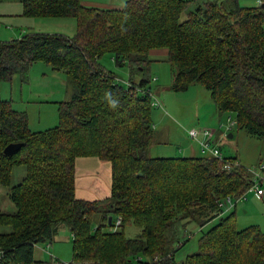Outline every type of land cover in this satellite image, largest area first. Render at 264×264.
I'll return each mask as SVG.
<instances>
[{"label":"trees","instance_id":"16d2710c","mask_svg":"<svg viewBox=\"0 0 264 264\" xmlns=\"http://www.w3.org/2000/svg\"><path fill=\"white\" fill-rule=\"evenodd\" d=\"M22 3L26 16L74 17L76 31L0 40V83L15 74L24 80L34 63L43 62L64 71L73 91L58 103V124L39 132L29 128L25 112L0 98V185L10 186L13 167L26 170L10 187L16 211L0 213V226L11 227L0 232V264H49L35 259V245L51 241L59 224L72 233L73 264H264V231L237 229L234 210L214 214L219 199L250 187V171L223 154L222 160L147 157L154 135L150 96L120 86L97 62L111 53L117 65H127L133 87L148 89L150 50L165 48L172 90L203 86L219 112L235 114L238 129L264 139V0L260 6L126 0L120 8L81 0ZM14 142L20 149L5 155ZM86 156L110 162L109 197L76 198L75 161ZM215 218L197 251L176 260L190 237L186 226L193 222L202 231ZM131 224L141 229L133 238L124 233Z\"/></svg>","mask_w":264,"mask_h":264},{"label":"rangeland","instance_id":"374dc122","mask_svg":"<svg viewBox=\"0 0 264 264\" xmlns=\"http://www.w3.org/2000/svg\"><path fill=\"white\" fill-rule=\"evenodd\" d=\"M86 3L95 2L88 6L115 8L123 6L126 0H81ZM194 2L195 0H188ZM199 1V0H198ZM232 1V0H227ZM241 6H260L263 0H238ZM229 3H227L228 5ZM192 5H194L192 3ZM37 19L35 27L47 33H62L68 36L74 35L76 31V19L74 17H34ZM181 20L186 18L185 12L181 15ZM5 21L0 22V40L19 38V36H8V32L15 30L14 27L6 26ZM264 26V24H263ZM20 28H18L19 30ZM21 33V32H20ZM21 35V34H13ZM162 50V49H160ZM148 59L149 72L151 75L150 88L155 98L161 106L153 107L151 117L153 121L154 135L151 143L145 152L150 158H182L191 156L190 146L195 148L197 156H204L199 151V143L189 135L191 129L213 130L210 141H216L221 153L224 156L235 157L237 162L245 166L248 170H253L258 164L264 165V139H259L238 129L236 126L235 114L231 112L217 111L209 91L199 84L191 85L184 91L162 90L163 85H171L172 67L169 64L167 55L163 53L151 54ZM97 62L106 71L113 74L120 86L126 87L129 79V71L126 64L117 65L113 56L105 52L99 56ZM19 78L18 74L13 75ZM12 77V79H13ZM152 78H155L153 81ZM11 80V79H10ZM10 80L0 83V98L7 100L11 104L10 98L15 104L12 106L23 111L27 115L29 128L34 132L44 131L52 128L59 122L58 103L70 97L72 85L68 81L64 71L53 70L51 66L36 62L29 68L27 76L21 83L20 98L18 94L10 90ZM16 80V79H15ZM160 85V86H159ZM20 86V83H19ZM158 87V88H157ZM158 89V93H154ZM14 90V87H13ZM156 92V91H155ZM216 111V113H215ZM162 114V118L158 116ZM229 118V121H228ZM234 122L232 127L229 123ZM162 123V124H160ZM159 125V128H156ZM232 134V137H228ZM199 138H202L200 134ZM25 167L15 166L12 169L10 186L0 185V213L13 214L16 211L15 204L10 199V187L17 185L25 176ZM258 201V202H257ZM247 206V207H245ZM246 208V210L244 209ZM235 212V224L239 229L252 225L253 223L264 224V203L253 191L248 190L241 200L236 201V206L232 209ZM220 214L219 210L214 212ZM223 214L222 217L226 216ZM215 222V221H214ZM211 224L203 227L190 222L186 226L190 232L188 239H184V245L175 254L176 260L183 259L198 249V239ZM94 227H92L93 229ZM116 228V227H115ZM10 226H0V232L8 233ZM108 231V230H107ZM141 229L133 224L124 229L126 237H136ZM186 233V232H184ZM71 231L64 224H59L53 236V240L35 245V258L49 261L50 255L58 257L64 262H71L72 237ZM188 240V241H187ZM183 243H178L182 245ZM177 244H175L176 248ZM57 253L65 254L66 258H61Z\"/></svg>","mask_w":264,"mask_h":264},{"label":"crops","instance_id":"0c3cea01","mask_svg":"<svg viewBox=\"0 0 264 264\" xmlns=\"http://www.w3.org/2000/svg\"><path fill=\"white\" fill-rule=\"evenodd\" d=\"M84 5L89 4H97L95 2L86 3L81 1ZM122 6H118L115 8H120ZM6 22V26L14 27L11 32H8V36H23L26 33L30 32H50V31H41L39 27H35V24L37 22V19L31 16L24 15V9H23V3L22 0H0V22L1 21ZM18 28H20L18 30ZM21 32V33H20ZM13 34H21V35H13ZM160 49H152L150 50V54H156V53H163L168 56V50L165 48ZM32 67V66H31ZM30 67V68H31ZM171 76V84L173 81V71ZM19 75V74H18ZM16 79V80H15ZM12 83H10V90L13 93L16 92L18 94V98H20L19 94L21 92V83L24 81L22 76L19 75V78H14L10 80ZM20 83V86H19ZM160 86V85H159ZM162 90L171 88V85H161ZM14 87V90H13ZM158 88V87H157ZM156 88V89H157ZM73 91V89H72ZM156 91V92H155ZM154 93H158V89L155 90ZM72 93H70L71 96ZM70 98V97H69ZM68 98V99H69ZM12 104L15 102L12 98H10ZM67 100L63 99L62 101ZM218 111V110H217ZM216 113V111H215ZM159 118H162V114L158 116V122ZM162 124V123H160ZM156 128H159V125H156ZM192 130V129H191ZM213 131V130H212ZM214 144H217L216 141L213 142ZM218 145V144H217ZM191 149V156H197L195 152V148L193 146L189 147ZM197 151H199L201 154L206 155L204 152H202L200 146L198 147ZM111 181H112V171H111V164L108 161L101 160L98 157L95 156H86V157H78L75 161V196L78 199H84L88 201H95V200H102L104 198H107L110 196L111 193ZM261 198V201L264 203V195ZM258 202V201H257ZM247 207V206H245ZM246 210V208H244ZM236 212V211H234ZM218 218H215L210 221L208 224L214 223ZM207 224V225H208ZM205 225V226H207ZM252 225L259 226L262 231H264V224L261 223H253ZM250 225V226H252ZM204 226V227H205ZM248 227V226H247ZM246 228V227H245ZM237 229H239L237 227ZM243 229V228H242ZM72 237V234H71ZM53 240V238H52ZM35 252V250H34ZM61 258H66L65 254L57 253ZM51 256V255H50ZM35 257V255H34ZM58 258V257H57ZM36 259V258H35ZM60 259V258H59ZM71 259H72V249H71ZM39 260V259H36Z\"/></svg>","mask_w":264,"mask_h":264},{"label":"built area","instance_id":"2783aa9c","mask_svg":"<svg viewBox=\"0 0 264 264\" xmlns=\"http://www.w3.org/2000/svg\"><path fill=\"white\" fill-rule=\"evenodd\" d=\"M115 79V78H114ZM154 81L155 78H152ZM116 83L118 81L115 79ZM126 89L134 88V91L136 93H141V94H148L151 98V106L153 107H158L161 106L160 102L155 98L151 88L148 89H142L139 87H133L132 84H130L129 81H127V86L125 87ZM229 121V118H228ZM229 127H232L234 125V122H231L228 124ZM213 131L209 129H203V130H196L192 129L189 131V135L193 137L195 140L198 141L199 146L202 150L207 155L213 156L218 158L219 160H222V153L219 148V145L214 144L213 141H210L211 135ZM200 134L202 135V138L200 139L199 136ZM229 163L226 162L225 167L229 168ZM251 173V178H252V183L250 187L242 194L238 196H232V195H227L217 201V208L220 211L219 215H223L225 213H228L231 211L235 206H236V201L241 200L242 197L245 196V193L248 190L253 191L258 197H262L264 195V165L258 164L255 169L249 170ZM120 223V218L116 220V225H119ZM49 264H73L71 262H64L61 259L57 257H53L52 255L50 256Z\"/></svg>","mask_w":264,"mask_h":264},{"label":"water","instance_id":"95a60500","mask_svg":"<svg viewBox=\"0 0 264 264\" xmlns=\"http://www.w3.org/2000/svg\"><path fill=\"white\" fill-rule=\"evenodd\" d=\"M264 6V4H263ZM228 137H232V134H229ZM21 143L19 142H14V143H10L8 144L5 148H4V154L5 155H12L13 153H15L16 151H18L21 147ZM111 216H109V223L111 222Z\"/></svg>","mask_w":264,"mask_h":264},{"label":"clouds","instance_id":"9594fccd","mask_svg":"<svg viewBox=\"0 0 264 264\" xmlns=\"http://www.w3.org/2000/svg\"><path fill=\"white\" fill-rule=\"evenodd\" d=\"M112 94L110 92H105L104 98L109 104V106L115 108L117 106V101L111 98Z\"/></svg>","mask_w":264,"mask_h":264}]
</instances>
